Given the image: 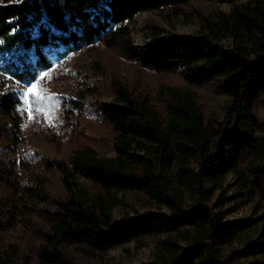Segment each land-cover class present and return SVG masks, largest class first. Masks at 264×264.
Wrapping results in <instances>:
<instances>
[{
  "label": "trees",
  "instance_id": "obj_1",
  "mask_svg": "<svg viewBox=\"0 0 264 264\" xmlns=\"http://www.w3.org/2000/svg\"><path fill=\"white\" fill-rule=\"evenodd\" d=\"M190 1L213 0H0V70L18 82L34 80L39 71L52 68L80 46L96 40L116 44L128 34L122 23L137 13ZM231 1L230 14L204 18L202 34L160 38L156 33L144 46L123 44L129 59L158 73L178 71L190 86L220 79L221 91L230 101L228 125L209 128L198 100L188 90L168 88L170 103L162 117L116 84L114 101L102 106L114 132L115 155L100 157L85 148L68 161H47L60 172L65 198L55 204L34 264H72L68 257L72 247L107 249L158 233H168L198 250L197 264H217L215 244L239 241V253L246 256L264 251V243L239 236L245 227L242 221H223L208 206L227 174L242 173L244 157L254 165V173L256 164L258 172L263 167L257 163L264 153V136L256 135L261 123L244 95L248 89H264V35L256 37V28L264 29V0ZM227 36L235 41L232 47L220 43ZM19 105L13 90L0 87V113L13 118L15 125ZM172 167L177 170L169 187L161 172ZM79 178L93 184L96 193L90 195ZM205 183L211 188L204 189ZM124 191H145L168 206L170 213L114 220L118 194ZM185 192L194 202L190 210L180 206ZM165 243L168 248L174 244ZM4 253L0 264H10Z\"/></svg>",
  "mask_w": 264,
  "mask_h": 264
},
{
  "label": "rangeland",
  "instance_id": "obj_2",
  "mask_svg": "<svg viewBox=\"0 0 264 264\" xmlns=\"http://www.w3.org/2000/svg\"><path fill=\"white\" fill-rule=\"evenodd\" d=\"M240 2L254 0H236ZM231 0L190 1L176 7H162L137 13L121 26L127 36L110 46L96 40L56 60L52 68L41 70L34 80L18 82L0 70V87L13 90L20 99L16 121L0 113V254L10 264H34L36 248L51 222L55 204L65 198L60 172L49 160L68 161L71 156L91 148L100 157L115 155L114 132L102 114V106L112 103L116 84H121L152 106L162 117L170 103L168 88L188 90L198 100L209 128H225L229 120V98L221 91V80L213 79L201 86L186 84L178 71L158 73L129 59L123 49L126 41L144 46L153 40L176 35L204 32L203 21L218 12L230 14ZM264 35L256 28V37ZM220 43L232 47L231 36ZM36 84L33 93H24ZM43 98H37V97ZM244 101L261 123L257 136H264V89L245 91ZM212 132V131H210ZM261 172L254 173L248 157L242 159V173L230 172L219 189H215L208 206L223 221H242L241 238L264 243V153ZM192 168L196 171L197 161ZM177 168L162 171L167 186L172 187ZM242 174V175H241ZM78 183L90 195L97 191L90 182ZM204 189L211 184L205 183ZM113 209V219H128L152 212L170 213L145 191H124ZM193 199L183 193L182 209L190 210ZM167 241L172 245L167 247ZM264 248V246H263ZM217 264H264V251L256 256L239 253L241 243L215 244ZM68 257L72 264H197L198 250L168 233L142 236L107 249L72 247Z\"/></svg>",
  "mask_w": 264,
  "mask_h": 264
},
{
  "label": "snow or ice",
  "instance_id": "obj_3",
  "mask_svg": "<svg viewBox=\"0 0 264 264\" xmlns=\"http://www.w3.org/2000/svg\"><path fill=\"white\" fill-rule=\"evenodd\" d=\"M36 89V84H32L28 89L27 91L24 93L25 97L29 94V93H33L34 95H36L34 93V90ZM37 98H43L42 96L41 97H37Z\"/></svg>",
  "mask_w": 264,
  "mask_h": 264
}]
</instances>
